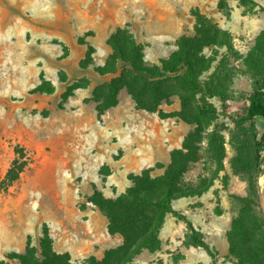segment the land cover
Returning <instances> with one entry per match:
<instances>
[{"label":"rangeland","instance_id":"rangeland-1","mask_svg":"<svg viewBox=\"0 0 264 264\" xmlns=\"http://www.w3.org/2000/svg\"><path fill=\"white\" fill-rule=\"evenodd\" d=\"M227 1L221 8L219 0H0V264H21L7 254L24 252L28 243L39 247L46 226L55 250L69 252L75 264L90 255L101 258L123 238L109 233L107 217L88 200L94 187L116 197L130 184L129 174L146 168L162 174L161 165L171 161L172 150L194 128L174 115L181 107L177 96L164 101L161 112H151L139 108L126 88L118 104L99 115L91 93L111 75H100L93 66L81 70L87 45L79 39L95 47V64L103 65L112 50L110 34L127 26L144 44L145 60L157 64L177 49L182 34H194L193 13L199 10L232 35L239 54L230 58L235 73L231 87L240 98L253 84L248 59L264 32V0ZM61 72L67 82L60 80ZM41 73L54 84L53 93L31 92ZM68 84L77 88L61 107ZM212 101L222 113L220 122L226 123L222 164L211 159L201 142L200 157L191 163L183 184L206 179L212 185L200 196L181 198L176 207L213 247L216 264H234L229 239L233 221L242 213L248 227L259 220L264 229V173H258L247 123L228 115H235L244 100L231 103L227 112L218 99ZM22 150L28 164L5 187L6 171ZM167 215L161 249L143 251L135 262L214 264L207 250L189 242L186 223Z\"/></svg>","mask_w":264,"mask_h":264},{"label":"trees","instance_id":"trees-1","mask_svg":"<svg viewBox=\"0 0 264 264\" xmlns=\"http://www.w3.org/2000/svg\"><path fill=\"white\" fill-rule=\"evenodd\" d=\"M239 2L246 4L253 0ZM227 5V0H219L221 8ZM193 15L196 18L194 34H182L177 39V49L157 64L145 60L144 44L136 40L127 26L118 27L110 34L108 43L112 50L103 65L95 64V47L83 38L79 39L81 44L87 45L85 57L79 62L81 70L93 66L98 74L111 75L109 80L96 85L91 93L90 100L96 102L99 115L116 106L121 90L126 88L139 108L151 112H161V104L177 96L181 107L174 115L194 125L182 146L172 150L171 161L161 165L164 168L162 174L153 175L152 168L138 174L131 173L130 184L116 197L106 196L94 187L88 200L107 217L109 233L120 235L123 241L107 248L101 258L90 255L82 264H137L135 259L143 251L154 253L161 249L163 241L160 234L169 213L186 223L189 242L207 250L216 264L217 253L213 247L195 228L191 217L175 207L178 199L200 196L212 185L206 179L199 185L183 184L191 163L200 157L201 142H206V151L211 159L219 166L222 164L225 155L222 131L226 123L220 122L222 113L212 99H218L225 112L231 103L244 100L235 115H228L236 122L247 123L253 138L258 173H264V32L253 44L248 59L252 87L238 98L231 87L235 73L230 58L239 52L235 49L231 33L221 29L199 10H195ZM210 47V54H206L205 49ZM60 80L68 81L65 72H61ZM76 88L73 84L66 86L61 107L74 95ZM54 90V84L41 73L40 83L31 92L53 93ZM27 164L22 150L6 171L5 187L20 178ZM242 216L241 213L233 221L229 234L234 264H264L263 226L256 220L252 227H248ZM7 257L18 258L21 264H75L69 252L55 250L54 239L47 226L43 229L39 247L28 243L24 252H11Z\"/></svg>","mask_w":264,"mask_h":264},{"label":"water","instance_id":"water-1","mask_svg":"<svg viewBox=\"0 0 264 264\" xmlns=\"http://www.w3.org/2000/svg\"><path fill=\"white\" fill-rule=\"evenodd\" d=\"M261 207H262V210L264 212V184H263V187H262Z\"/></svg>","mask_w":264,"mask_h":264},{"label":"crops","instance_id":"crops-1","mask_svg":"<svg viewBox=\"0 0 264 264\" xmlns=\"http://www.w3.org/2000/svg\"><path fill=\"white\" fill-rule=\"evenodd\" d=\"M181 199V198H180ZM180 199H178L177 201H175V207H176V204H177V202L180 200ZM177 208V207H176ZM178 209V208H177ZM166 218H168V215L166 216ZM166 221V220H165ZM164 227V226H163ZM163 229V228H162ZM121 239V237H119V240Z\"/></svg>","mask_w":264,"mask_h":264},{"label":"bare ground","instance_id":"bare-ground-1","mask_svg":"<svg viewBox=\"0 0 264 264\" xmlns=\"http://www.w3.org/2000/svg\"><path fill=\"white\" fill-rule=\"evenodd\" d=\"M261 184H264V174H263V176L261 177Z\"/></svg>","mask_w":264,"mask_h":264}]
</instances>
